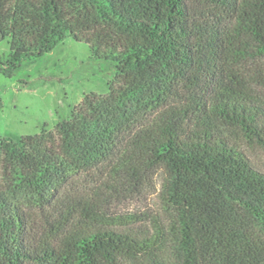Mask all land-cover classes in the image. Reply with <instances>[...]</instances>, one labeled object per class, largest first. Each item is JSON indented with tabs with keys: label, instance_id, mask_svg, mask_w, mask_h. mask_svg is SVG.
Here are the masks:
<instances>
[{
	"label": "trees",
	"instance_id": "obj_1",
	"mask_svg": "<svg viewBox=\"0 0 264 264\" xmlns=\"http://www.w3.org/2000/svg\"><path fill=\"white\" fill-rule=\"evenodd\" d=\"M0 39V75L67 39L113 68L52 129L0 138V264H264V0H0ZM95 171L116 194L156 179L162 217L106 227L64 193Z\"/></svg>",
	"mask_w": 264,
	"mask_h": 264
},
{
	"label": "rangeland",
	"instance_id": "obj_2",
	"mask_svg": "<svg viewBox=\"0 0 264 264\" xmlns=\"http://www.w3.org/2000/svg\"><path fill=\"white\" fill-rule=\"evenodd\" d=\"M9 54V42L0 39V68ZM113 77L112 65L91 58L88 47L65 40L35 63L0 75V138L27 136L52 127L69 116L71 108L88 94L105 95ZM251 163L264 172V153L248 150ZM101 172L103 174H101ZM106 171L76 176L64 193L89 197L116 231L150 229L162 217L156 179L140 191L116 194L100 186Z\"/></svg>",
	"mask_w": 264,
	"mask_h": 264
}]
</instances>
